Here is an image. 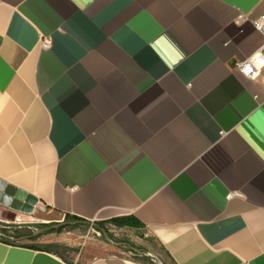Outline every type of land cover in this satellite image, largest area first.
Instances as JSON below:
<instances>
[{
    "label": "crops",
    "instance_id": "crops-1",
    "mask_svg": "<svg viewBox=\"0 0 264 264\" xmlns=\"http://www.w3.org/2000/svg\"><path fill=\"white\" fill-rule=\"evenodd\" d=\"M262 16L264 0H0V181L51 214L132 217L172 264H264V71L236 68ZM24 245L0 240V264H69Z\"/></svg>",
    "mask_w": 264,
    "mask_h": 264
},
{
    "label": "rangeland",
    "instance_id": "rangeland-1",
    "mask_svg": "<svg viewBox=\"0 0 264 264\" xmlns=\"http://www.w3.org/2000/svg\"><path fill=\"white\" fill-rule=\"evenodd\" d=\"M0 224L27 225L29 231L38 234L36 238L15 239L0 233L18 244L36 245L49 249L69 264H86L104 257L116 256L133 264H172L159 245L150 238L143 227L119 228L106 223H71L65 217L49 213L46 209H36L32 215H22L0 205ZM21 224H13L16 223ZM21 221V222H19ZM38 225H47L43 230ZM9 235L15 231L8 228Z\"/></svg>",
    "mask_w": 264,
    "mask_h": 264
},
{
    "label": "trees",
    "instance_id": "trees-1",
    "mask_svg": "<svg viewBox=\"0 0 264 264\" xmlns=\"http://www.w3.org/2000/svg\"><path fill=\"white\" fill-rule=\"evenodd\" d=\"M66 220L70 221L71 223H76V224H81V223H87L89 224L90 222L84 221L82 219H79L77 217H71L69 215H66L65 217ZM106 223H110L115 225L116 227L119 228H123V227H143V225H141L136 219L132 218V217H126V218H117V219H112L110 221H106V222H96V224L99 225H104ZM47 225H38L37 228L43 230L44 228H47ZM8 228H14L15 231L12 233V235H9L11 233H9ZM30 226L27 225H14L13 227H11V225H6V224H0V233L7 235L8 237H12L15 239H22V238H36L39 235L33 232H29V231H23L26 229H30ZM0 240H3L4 242L8 243V244H16L13 241H9L5 238H0ZM27 248L30 249H34V250H41V251H45L48 253H52V251H50L49 249H44L41 247H38L36 245H24ZM54 254V253H52ZM56 255V254H54ZM59 257V256H58ZM61 258V257H60ZM62 259V258H61ZM64 260V259H62ZM65 261V260H64Z\"/></svg>",
    "mask_w": 264,
    "mask_h": 264
},
{
    "label": "water",
    "instance_id": "water-1",
    "mask_svg": "<svg viewBox=\"0 0 264 264\" xmlns=\"http://www.w3.org/2000/svg\"><path fill=\"white\" fill-rule=\"evenodd\" d=\"M38 200L0 181V205L16 213L32 215Z\"/></svg>",
    "mask_w": 264,
    "mask_h": 264
},
{
    "label": "built area",
    "instance_id": "built-area-1",
    "mask_svg": "<svg viewBox=\"0 0 264 264\" xmlns=\"http://www.w3.org/2000/svg\"><path fill=\"white\" fill-rule=\"evenodd\" d=\"M257 29L264 35V16H262L258 21ZM49 47L50 42L44 41L43 48L48 49ZM260 60H264V46L254 56L246 59L245 61L238 62L236 64V68L244 77L249 79H256L264 71V64L258 62ZM246 69H250V71H246Z\"/></svg>",
    "mask_w": 264,
    "mask_h": 264
},
{
    "label": "snow or ice",
    "instance_id": "snow-or-ice-1",
    "mask_svg": "<svg viewBox=\"0 0 264 264\" xmlns=\"http://www.w3.org/2000/svg\"><path fill=\"white\" fill-rule=\"evenodd\" d=\"M258 62L261 63V64H264V60H260ZM246 71H250V69H246Z\"/></svg>",
    "mask_w": 264,
    "mask_h": 264
}]
</instances>
